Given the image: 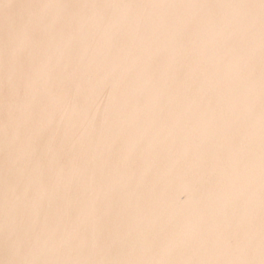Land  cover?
Listing matches in <instances>:
<instances>
[{"label":"water","instance_id":"obj_1","mask_svg":"<svg viewBox=\"0 0 264 264\" xmlns=\"http://www.w3.org/2000/svg\"><path fill=\"white\" fill-rule=\"evenodd\" d=\"M0 264H264V0H0Z\"/></svg>","mask_w":264,"mask_h":264}]
</instances>
